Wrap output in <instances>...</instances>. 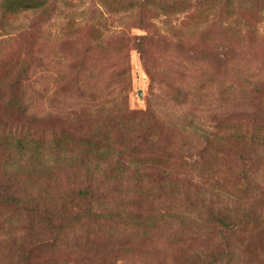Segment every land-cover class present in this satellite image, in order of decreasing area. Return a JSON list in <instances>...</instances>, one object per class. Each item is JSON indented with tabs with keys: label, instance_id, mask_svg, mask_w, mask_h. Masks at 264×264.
Returning <instances> with one entry per match:
<instances>
[{
	"label": "trees",
	"instance_id": "16d2710c",
	"mask_svg": "<svg viewBox=\"0 0 264 264\" xmlns=\"http://www.w3.org/2000/svg\"><path fill=\"white\" fill-rule=\"evenodd\" d=\"M103 1L159 42L169 38L154 20L168 24L187 13V33L211 47L231 45L240 31L231 24L217 31L211 17L238 14L256 36V9L264 10V0ZM0 9L5 27L24 12L49 18L54 1L0 0ZM173 31L181 45L186 34ZM192 52L191 63L222 71ZM8 71L0 73V238L12 247L8 264H117L136 256L143 264H264V79L246 77L248 101L225 119L183 107L165 119L150 102L140 111L119 99L38 118L28 112L25 62ZM116 74L105 91L125 75ZM171 90L177 105L188 101L187 85L173 82ZM59 253L72 257L46 261Z\"/></svg>",
	"mask_w": 264,
	"mask_h": 264
},
{
	"label": "rangeland",
	"instance_id": "374dc122",
	"mask_svg": "<svg viewBox=\"0 0 264 264\" xmlns=\"http://www.w3.org/2000/svg\"><path fill=\"white\" fill-rule=\"evenodd\" d=\"M53 1L54 10L49 18L36 12H24L5 27L0 9V73L15 70L25 62L28 75L24 81L30 97V116L78 115L82 108L90 111L97 105H108L119 99L140 111L146 110L150 102L165 119L181 107L194 108L199 115H218L225 119L229 112L240 111L244 100L248 101L252 83L246 77L252 81L264 79V10L256 9V36L247 34L245 18L238 14L229 18L212 15L209 23L219 27L214 28L217 31L228 24L238 26L240 31L232 35L231 45L219 42L226 46L211 47L198 35L187 33L193 27V24L183 23L188 20L187 13L174 15L168 24L163 16L154 20L161 34L169 38L159 42V34L140 28L130 13L111 14L103 0ZM174 27L183 29L186 34L181 45H177L178 34L173 31ZM191 49L197 58L208 59L222 71L213 70V74L201 63H191L193 60L187 57L193 56ZM83 71L85 75L80 81L87 89V95L81 97L78 73ZM117 72L125 75L122 79L116 78L105 91L112 74L117 75ZM168 80L187 85L189 97L185 104L177 105L174 101L173 82ZM101 89L99 96L92 94ZM57 121L61 123L63 118L59 117ZM220 151L221 148L218 157H223ZM196 154L194 152V158ZM184 156L191 160L188 153ZM243 236L247 239L245 234ZM11 248L0 238V264L9 263ZM59 255H48L46 261L55 263L72 257L70 253ZM35 261H39L36 255L30 259L32 263ZM117 264L143 263L136 256L119 260Z\"/></svg>",
	"mask_w": 264,
	"mask_h": 264
}]
</instances>
